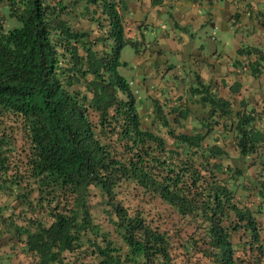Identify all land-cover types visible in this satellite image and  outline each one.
Segmentation results:
<instances>
[{
    "label": "trees",
    "instance_id": "1",
    "mask_svg": "<svg viewBox=\"0 0 264 264\" xmlns=\"http://www.w3.org/2000/svg\"><path fill=\"white\" fill-rule=\"evenodd\" d=\"M125 8L0 0V264H264L254 111L196 75L142 117Z\"/></svg>",
    "mask_w": 264,
    "mask_h": 264
},
{
    "label": "crops",
    "instance_id": "2",
    "mask_svg": "<svg viewBox=\"0 0 264 264\" xmlns=\"http://www.w3.org/2000/svg\"><path fill=\"white\" fill-rule=\"evenodd\" d=\"M126 4L127 8L124 9L123 16L126 20L128 39L140 38L146 43L147 37L143 31L156 27L162 22L161 16L170 12L171 21L175 26L171 30L174 38L178 39L182 47L190 45L195 47L192 53L186 54L190 64L195 68L194 73L201 77L204 84L211 85L214 89L219 88L221 95L235 100L237 105L242 100L245 101L248 104L247 109L253 110L256 115V128L264 131V71L257 77L249 71L257 60L256 55L251 54L250 51L253 48L264 50V0H126ZM175 29L181 34L178 35ZM217 29L222 30L224 37L233 39L231 53L229 55L225 53L228 57L219 48L205 47L206 44L197 47L193 42L197 38L202 40L203 35L206 39L211 38V41H216V37L211 33ZM136 30L139 35L135 34ZM165 33L167 34V31ZM156 49L157 51L172 50L169 45ZM153 51L155 52V49ZM176 52L181 54L184 50L176 48ZM212 54L213 58H211ZM168 65V70L176 69L174 64L168 63ZM196 75L194 79L190 76V81L196 83ZM151 76L155 75L152 73ZM177 78L179 82L177 84H166L160 76L153 81H161L158 83L159 94L172 98L180 94L182 87L190 86L181 76ZM129 82L131 86L134 85L132 81ZM232 87H237L238 92L233 93ZM157 91L149 89L148 96L152 98L158 93ZM227 148L233 157L237 156L234 146L228 145ZM255 159V165L249 169L247 177L251 179L258 177L259 181H264V166L260 165L264 162V148L261 156ZM249 180L240 179L244 184Z\"/></svg>",
    "mask_w": 264,
    "mask_h": 264
},
{
    "label": "rangeland",
    "instance_id": "3",
    "mask_svg": "<svg viewBox=\"0 0 264 264\" xmlns=\"http://www.w3.org/2000/svg\"><path fill=\"white\" fill-rule=\"evenodd\" d=\"M172 14L166 13L161 16L162 22L159 23L156 27L148 28V30H145L143 32L146 33L147 41L144 43L140 38H133L132 40L135 41L136 46L133 45H127L121 55V60L125 64L120 69L119 72L122 76H124L129 81H132L134 85L132 86L134 91L136 92V95L138 96V104H139V110L142 117H147V114L150 112L151 109V96H148V90L151 91H157L160 93V89L158 88V83L161 81H153L156 80L158 76L162 78V81L166 84H177L179 83L177 81V76H181L184 78L185 83L192 85V82L190 81V76L192 79H194L196 73H194V67L192 64H190V61L188 60L189 57L186 55L187 53H192L195 49L193 45L182 47L179 44V41L177 38H174L173 33L171 32L172 29L175 28L174 22L171 21ZM160 17H158V20ZM82 27H86L88 29L87 25H84ZM177 34L180 35V31L175 29ZM167 31V34L165 33ZM136 35H139V32L135 31ZM213 37H216V41H211L212 39H206L205 35H203V39L199 40V38L193 40V42L199 47L201 44H206L205 47H212V48H219L223 51V54L228 57V55L231 53V49L233 48L232 40L228 39L222 35V30L217 29L213 33ZM128 39V37L126 36ZM158 39V42H156ZM222 40V41H221ZM157 44V45H156ZM170 46L171 49H164V50H158L156 47H159V49H162L164 46ZM176 48L184 50V53H177ZM155 49V52L153 51ZM227 53V54H225ZM213 55V54H212ZM211 56V58H213ZM197 58V56H196ZM148 59V61H146ZM186 60V61H181ZM151 63V64H149ZM168 63L174 64L176 66L175 70H168ZM168 71V72H166ZM252 71V70H249ZM154 74L155 76L152 77L151 74ZM175 100V99H174ZM173 100V101H174ZM172 101V102H173ZM150 120V119H148ZM192 127L189 126L188 129L190 130ZM231 145V144H230ZM232 150L233 148L230 147ZM254 193V191H253ZM258 197V198H257ZM259 196L254 197L253 199L260 200V203L264 204V197L259 198ZM96 200H94V204H96ZM162 209H165L164 206H160ZM252 210L254 212L257 211L256 206L254 205L252 207ZM257 218L259 222L264 224V208L263 213H256ZM239 240V237L236 236L234 239V242L237 243ZM11 249L10 247H7L3 244V241L0 240V254H4L6 252H9Z\"/></svg>",
    "mask_w": 264,
    "mask_h": 264
}]
</instances>
